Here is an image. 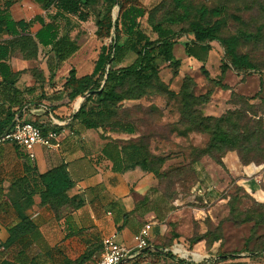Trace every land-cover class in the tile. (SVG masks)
Masks as SVG:
<instances>
[{
	"label": "rangeland",
	"instance_id": "1",
	"mask_svg": "<svg viewBox=\"0 0 264 264\" xmlns=\"http://www.w3.org/2000/svg\"><path fill=\"white\" fill-rule=\"evenodd\" d=\"M185 1L193 8L222 10L225 25L219 40L209 42L204 63L183 51L192 36L173 0H115L109 13L97 0L86 9V21L58 17L79 45L68 61L77 75L91 71L101 45H113L114 24L129 4L144 10L137 30L148 40V54L137 53L144 42L141 38L117 68L161 63L153 30L157 23L173 30L172 53L179 60L178 66L162 68L150 79L114 75L111 80L119 98L102 105L92 94L102 88L113 68L109 61L98 88L76 97L60 119L81 108L82 120L74 121L76 126L102 142L117 143L125 165L146 160L156 180L155 190L164 201L167 233L160 243L171 247L176 257L191 264H264V210L259 207L264 206V0ZM48 10L50 19L54 10ZM103 14L100 26L97 21ZM239 31L251 36L239 38L236 46L237 54H245L250 61L249 69L234 68L221 41ZM47 56L44 51L35 56L20 81L25 87L40 81L42 94L65 100L61 81L67 72L58 76L57 83L50 81L48 73L43 76L40 65ZM115 120L129 124L132 131L104 130L106 123ZM217 120L222 131L207 155L204 151ZM203 163L212 166L209 177ZM248 183L257 186L261 198L254 196ZM258 217L261 223L255 224Z\"/></svg>",
	"mask_w": 264,
	"mask_h": 264
},
{
	"label": "crops",
	"instance_id": "2",
	"mask_svg": "<svg viewBox=\"0 0 264 264\" xmlns=\"http://www.w3.org/2000/svg\"><path fill=\"white\" fill-rule=\"evenodd\" d=\"M0 6L11 20L28 23L26 34L32 39L42 23L50 20L49 10L42 9L35 0H0ZM55 23L57 39L65 36L67 32L63 26L58 20ZM12 38L7 32L0 31V43ZM68 39L75 41L69 34ZM77 46L70 57L58 61L54 55L57 45L36 42V56L41 51L48 53L46 62L40 65L42 75L48 73L52 79L48 77L47 80L57 83L58 76L67 72L62 85L71 69L75 70L76 76H82L68 64L79 50ZM23 50L20 46L11 47L9 56L2 60L10 73L17 76L14 83H5L0 75V112L8 106L16 109L15 105L23 103L21 119L47 130L49 115L62 120L61 115L67 114V105L71 107L73 101L61 100L63 96L50 99L42 94L40 81H35L31 87L22 84L23 69L34 59L24 58ZM74 111H70L65 119H69ZM85 131L88 130L70 120L59 134V147L36 145L32 159L18 146L0 143V264H86L99 255L103 239L111 235L131 250L120 264H175L163 255L134 249L133 235L142 228L147 230L149 247L162 246L161 238L167 233L165 218L158 221L153 212L159 201L153 174L138 167L114 170L111 162L100 153L107 141L102 142L97 135L90 133L89 136ZM59 165L65 167L72 186L65 192L64 204L52 207L41 201L43 187L39 175ZM203 165L209 177L212 166ZM247 185L254 196L260 197L256 185ZM165 249L174 254L171 247Z\"/></svg>",
	"mask_w": 264,
	"mask_h": 264
},
{
	"label": "trees",
	"instance_id": "3",
	"mask_svg": "<svg viewBox=\"0 0 264 264\" xmlns=\"http://www.w3.org/2000/svg\"><path fill=\"white\" fill-rule=\"evenodd\" d=\"M35 1L39 3L42 9L46 11H48L50 8L54 10L50 20L48 22L42 23L40 31H38L34 36L35 39H32L26 34L28 29L27 22L23 20H11L3 7L0 6V31H5L13 36V38L9 41H6V43H0V75L2 77V81L5 83H14V79L17 76L16 74H11L8 65L2 61L9 56V48L11 47L13 48L15 46H20L22 49H24V52H22V56L24 58H34L36 56V42L41 45H51L53 47L57 45L58 49H54V55L58 61H64L70 57L78 49V46L75 41H69L67 33L65 36H60L57 39V29L55 22L58 20V17L65 16H71L77 18L80 21H86L88 18L86 9L97 0ZM99 1L103 5L105 13H109L113 3L115 2V0ZM173 4L175 8L181 10L179 19L180 21H187V31L192 36L191 41L186 42L183 45V51L185 55L195 59L200 63H204L210 50L209 42L213 40H219V32L225 25L221 8L206 6L193 8L191 4L185 0H173ZM143 13L144 10L142 8L131 4L121 11L117 21L114 24V43L112 46H100L91 72L78 77L76 76L74 69L69 71L68 77L64 83V87L66 89L64 98L66 101H73L86 90L97 89L100 79L103 75L105 65L109 61L113 63V68L107 73V78L102 88H100V90L96 93L92 94V96L98 99L102 105H105L111 100L114 101L119 98V94L115 92V85L111 80L114 75L117 74L116 76L119 75L122 78L127 77V75H135L139 81V78L150 79L157 76V73L162 68L178 66L179 60L176 59L172 53V47L174 44V41L172 40L173 30L170 27H163L161 23H157L153 26V30L157 33L159 40L157 48L161 63H154L150 65L145 63L146 67H140L136 64H133L129 67L117 68V65L121 63L126 52L133 49L141 38H144V42L140 45L137 53L141 55L148 54V51L146 50L148 40L145 36L140 35V32L137 30V20L143 15ZM103 16L104 14L97 21V24L100 26L103 25ZM235 18L237 19V17ZM107 28L110 30V22L107 23ZM250 37L251 36L249 34L239 31L234 35H230L224 39H221L225 46L226 53L230 58L231 65L234 68H251L252 65L247 56L245 54H237L236 52L238 39L242 38L244 40H248ZM112 72H114V74L109 76V74ZM15 106L16 109H11L12 106H8V108L0 112V136H2L4 131L13 130L18 122L24 121L21 119V108L23 103H19ZM69 120H82L81 108L74 111L69 116ZM61 128L62 127L57 126L56 131H59ZM209 128L210 125L206 124L205 129L208 130ZM104 130L110 132L129 133L132 131L129 124L118 120L106 123ZM43 131L46 130L43 129ZM221 131L222 129L219 125V121L217 120L214 128L211 130V137L205 148V154H211V148L215 144V139L219 137V133ZM100 153L102 157L111 162L112 168L114 170L122 171L138 167L143 171L150 172L145 159L136 161L130 165H125L121 155L120 147L113 141H107L101 148ZM39 182L43 187L41 192V201L43 203H49L52 207H57L64 204L66 199L65 192L70 186H72V181L63 165L56 166L40 174ZM163 204V199L159 197V201L156 203V207L153 209L158 221H163L166 216ZM259 207H263L264 210V206L259 204ZM254 223H261V217L256 219L254 218ZM141 252L163 255L164 257L171 259L173 262H175V264H191L185 262L182 258L176 257L169 250L165 249L164 246H147L144 249H141Z\"/></svg>",
	"mask_w": 264,
	"mask_h": 264
},
{
	"label": "built area",
	"instance_id": "4",
	"mask_svg": "<svg viewBox=\"0 0 264 264\" xmlns=\"http://www.w3.org/2000/svg\"><path fill=\"white\" fill-rule=\"evenodd\" d=\"M49 122L50 127L43 131L39 124L29 120L20 121L13 130L0 136V143H12L23 149L27 157L32 159L34 158L33 149L36 145L45 148L59 147V134L69 125L70 120H57L49 115ZM57 126L62 128L56 131ZM133 243L135 250H141L148 246V234L145 228L133 235ZM130 251L125 245L115 240V235H111L103 239L99 255L86 264H120L128 257Z\"/></svg>",
	"mask_w": 264,
	"mask_h": 264
},
{
	"label": "water",
	"instance_id": "5",
	"mask_svg": "<svg viewBox=\"0 0 264 264\" xmlns=\"http://www.w3.org/2000/svg\"><path fill=\"white\" fill-rule=\"evenodd\" d=\"M7 131H4V133L2 134V136L6 133Z\"/></svg>",
	"mask_w": 264,
	"mask_h": 264
}]
</instances>
